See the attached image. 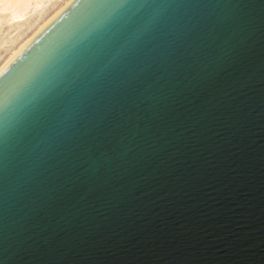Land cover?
<instances>
[{"label":"water","instance_id":"95a60500","mask_svg":"<svg viewBox=\"0 0 264 264\" xmlns=\"http://www.w3.org/2000/svg\"><path fill=\"white\" fill-rule=\"evenodd\" d=\"M0 264H264V0H71L24 44Z\"/></svg>","mask_w":264,"mask_h":264},{"label":"bare ground","instance_id":"6f19581e","mask_svg":"<svg viewBox=\"0 0 264 264\" xmlns=\"http://www.w3.org/2000/svg\"><path fill=\"white\" fill-rule=\"evenodd\" d=\"M70 1L0 0V69Z\"/></svg>","mask_w":264,"mask_h":264},{"label":"rangeland","instance_id":"374dc122","mask_svg":"<svg viewBox=\"0 0 264 264\" xmlns=\"http://www.w3.org/2000/svg\"><path fill=\"white\" fill-rule=\"evenodd\" d=\"M5 26H6V25H3V29L6 28Z\"/></svg>","mask_w":264,"mask_h":264}]
</instances>
